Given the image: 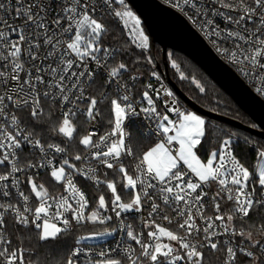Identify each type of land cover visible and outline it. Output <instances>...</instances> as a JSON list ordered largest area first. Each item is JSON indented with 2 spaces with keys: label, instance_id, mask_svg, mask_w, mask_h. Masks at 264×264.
Here are the masks:
<instances>
[{
  "label": "snow or ice",
  "instance_id": "1",
  "mask_svg": "<svg viewBox=\"0 0 264 264\" xmlns=\"http://www.w3.org/2000/svg\"><path fill=\"white\" fill-rule=\"evenodd\" d=\"M165 2L242 76L259 80L256 91L264 95V0ZM113 23L126 37L119 46L105 43ZM132 48L147 53L150 44L128 0H0V264H33L25 238L16 247L8 238L9 214L39 242L103 226L76 236L63 264H206L205 250L222 253V264H264V224L255 231L246 224L264 212V145L244 138L259 162L250 168L235 154L236 134L228 132L202 159L213 129L182 109L155 70L149 74L159 86L137 89L142 73L118 59ZM169 59L178 68L171 53ZM143 60L155 68L154 57ZM101 75L104 83L92 94ZM192 83L205 92L198 80ZM102 105L109 127L100 134ZM132 120L145 122V143L134 146L126 128ZM82 124L92 130L81 133ZM26 150L34 160L25 158ZM40 170L62 191L53 195L38 182ZM81 181L94 188L91 201ZM132 213L140 230L127 222ZM116 235L109 249L82 246Z\"/></svg>",
  "mask_w": 264,
  "mask_h": 264
},
{
  "label": "trees",
  "instance_id": "2",
  "mask_svg": "<svg viewBox=\"0 0 264 264\" xmlns=\"http://www.w3.org/2000/svg\"><path fill=\"white\" fill-rule=\"evenodd\" d=\"M126 37L121 34V28L115 23L112 24L111 35L106 39V44H111L113 46H119L118 41L125 40ZM172 52L177 54V62L180 66V71L185 74L187 79L181 80L179 73L170 66L168 53ZM144 55H151L155 60V68L152 65L147 64L143 60ZM137 57H141L140 64H134L133 62ZM118 59H123L126 63H129L130 68H135L136 71L142 73L141 79L144 80L149 76L152 70L159 72L156 65L157 61L159 65L163 66L162 61V49L157 43H153L150 38V49L147 53H142L139 49L132 48L128 53L122 54ZM167 63L169 67V73L171 78L176 82L178 87L190 97L195 103L203 108L210 111L216 112L218 114L237 119L246 125L253 126L255 123L249 115L242 111L235 102L229 97L210 77L197 65L192 59L188 58L179 51L169 49L167 52ZM198 80L201 85L205 88V92L201 93L192 79ZM180 99V98H179ZM181 101V102H180ZM179 103L182 109L190 110V107L180 99ZM103 111V121L108 119L109 113L104 110L105 105L101 106ZM22 119L27 121V114H21ZM83 120V118H81ZM213 129L212 136L206 138L203 142V147L200 149V155L202 158L207 159L208 153L214 148L218 147V138L224 136L228 132H233L236 135L233 137V145L235 148L236 156L245 163L246 166L250 168L254 164H257L255 151L253 148L244 143V138H249L251 141L258 145H264V141L258 137L252 135L250 132L243 129L234 127L233 125L227 124L225 122L206 118ZM41 127L45 129L43 135L47 138L50 134L47 133L46 126H37V130ZM86 125L82 124L80 127L81 133L85 132ZM134 146L136 142L145 143L144 139H141L137 135L134 136ZM53 139L59 140V137ZM9 227V235L13 241V245H18V237H24V247L30 251L26 254V259L33 262V264H63L64 259L70 254L71 248L75 244V238L78 235L92 231V230H103V226H86L79 231H74L71 235H67L62 239L49 242H39L35 238L34 232L29 229H23L19 225L14 223L13 219L7 220ZM249 229H258L261 224H264V212L255 213L251 220L246 222ZM237 226L239 227V221H237ZM30 238V239H29ZM206 252V264H222V253H212ZM245 258L243 256L239 257V261L243 262Z\"/></svg>",
  "mask_w": 264,
  "mask_h": 264
},
{
  "label": "water",
  "instance_id": "3",
  "mask_svg": "<svg viewBox=\"0 0 264 264\" xmlns=\"http://www.w3.org/2000/svg\"><path fill=\"white\" fill-rule=\"evenodd\" d=\"M128 2L142 18L152 42L161 47L163 66L161 67L158 61L156 65L175 94L197 114L248 131L264 141V101L217 56L186 19L158 0H128ZM169 49L181 52L199 65L210 79L251 117L255 127L203 108L184 94L170 76L167 63Z\"/></svg>",
  "mask_w": 264,
  "mask_h": 264
},
{
  "label": "built area",
  "instance_id": "4",
  "mask_svg": "<svg viewBox=\"0 0 264 264\" xmlns=\"http://www.w3.org/2000/svg\"><path fill=\"white\" fill-rule=\"evenodd\" d=\"M158 1L160 3H162L163 5L168 6V7L172 8L173 10H175L176 12H178L179 14H181L186 19V21L200 34V36L205 40V42L210 46V48L217 54V56L221 60H223L226 64H228L240 76V78L264 101V95H260L256 91V87H260L261 86V82L259 80H255L254 78H251V77H247L246 78V77L242 76L238 72L237 68L232 63H230L225 56L219 54L216 51V48L209 42V40L204 36V34L201 31H199V29L197 27L193 26L192 23L178 9H175V8L171 7L169 4H167L165 2V0H158ZM128 4L132 8V10L140 17V15L136 12V10L131 6V4L129 2H128ZM140 19L142 21V18L141 17H140ZM217 20H218V22H220L223 25V21L222 20H220L219 18H217ZM142 26L145 29V26L143 24V21H142ZM249 26L251 27V25H249ZM119 28H120V26H119ZM145 33H146V35H148V33L146 32V29H145ZM148 37H149V44H150V36L148 35ZM157 73L160 75L162 83L167 88H169L170 90H172L171 87L165 81V79L162 77V75L159 72H157ZM147 82H151V83H153L157 87L159 86L158 83H157V81H155V79L152 78L149 75L144 80L141 79V80L137 81L136 82V88L137 89H140L141 88V85L143 83H147ZM103 83H104V76L101 75L98 78V80H97V84L92 89H90L89 91L92 94H96L98 92V90L100 89V86L103 85ZM190 111H193V110L190 109ZM81 118H83V117H81ZM98 120H99V122L97 123L96 128L99 130V133L100 134H103V132L105 130H107L108 127H109L108 124H107V120L105 121V119H104V121H103V119L100 120L99 118H98ZM144 124H145V122L144 121H141V120H132V121H130V122L127 123L126 128L132 134L133 143L135 141V138H134L135 135H137L141 139H144L143 136L141 135V130L144 128ZM85 125H86V130H92L90 125H87V124H85ZM25 158L26 159H33V160L35 159L34 156H31V155L28 154V151L27 150L25 151ZM21 178H23V176H21ZM38 182L45 183L46 187H49V190H50V192H52L53 195L57 194V192H59V191H62V189H60L59 186L53 187V185L50 183V178L47 176L46 170H40V174H39V177H38ZM80 186L88 194L89 200L91 201L93 199L94 195H95L94 188L92 187V185L90 183L85 182V181H81L80 182ZM22 187H24L25 190H27L26 185H22ZM216 187L217 186L213 183L208 188H206V191H208L209 194L211 195L212 193H214L216 191ZM125 199H127V195H125ZM13 202H15V201H13ZM206 214H209V215L212 214V211H211L210 208L208 209V212ZM145 215H146V213H145ZM136 217H137V214L132 213V214H127V218L126 219H127V222L128 223H131L134 227L137 228V230H140V221ZM6 219L7 220H9V219H13L14 220V218L10 214L7 215ZM87 226H93V225H87ZM252 230L255 231V229H252ZM6 232L8 234V238L11 239V237L9 235L8 223H7ZM258 235L259 234H257V236ZM118 238H120L119 235H116V236H113V237H107V238H104V239H99L98 241L92 242V243L84 242V245H82V246L92 247L95 251H99L101 248H103V249H109V248H112V247L115 246L116 239H118ZM239 239L240 238L237 237V240H239ZM12 246L13 247H16L13 244H12ZM74 246H76V245L74 244ZM72 248H71V250H72ZM71 250H70V252H71ZM112 255L115 256L117 254L116 253H112ZM81 259L83 260V257Z\"/></svg>",
  "mask_w": 264,
  "mask_h": 264
},
{
  "label": "rangeland",
  "instance_id": "5",
  "mask_svg": "<svg viewBox=\"0 0 264 264\" xmlns=\"http://www.w3.org/2000/svg\"><path fill=\"white\" fill-rule=\"evenodd\" d=\"M169 53H171V56H172V59L173 60H175V62H176V64L178 65V68H174L178 73H179V75H180V73H181V71H180V66H179V64H178V62H177V54H174V53H172V52H169ZM169 53H168V57H169ZM169 62H170V66H172V63H171V60L169 59ZM185 75V74H184ZM193 80V79H192ZM176 97L178 98V100L180 101V99H179V97L176 95ZM181 102V101H180ZM205 118V117H204ZM206 119V118H205ZM202 159H204V158H202ZM206 160V159H205ZM259 162H257V164H258ZM92 231H98V230H92ZM89 232H91V231H89ZM89 232H86V233H83L82 235H86V234H88ZM99 239H94V240H88V241H86V242H88V243H92V242H96V241H98Z\"/></svg>",
  "mask_w": 264,
  "mask_h": 264
}]
</instances>
